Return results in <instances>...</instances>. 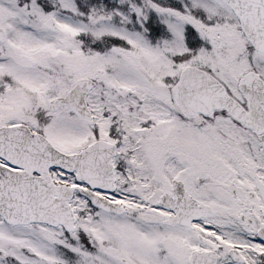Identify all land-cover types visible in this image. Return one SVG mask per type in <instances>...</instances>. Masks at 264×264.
<instances>
[{"label": "snow or ice", "instance_id": "6c2138e0", "mask_svg": "<svg viewBox=\"0 0 264 264\" xmlns=\"http://www.w3.org/2000/svg\"><path fill=\"white\" fill-rule=\"evenodd\" d=\"M0 264H264V0H0Z\"/></svg>", "mask_w": 264, "mask_h": 264}]
</instances>
